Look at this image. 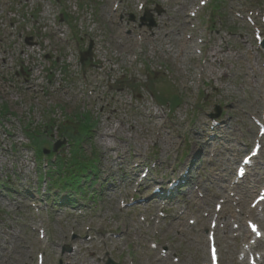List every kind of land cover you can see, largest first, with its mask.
I'll list each match as a JSON object with an SVG mask.
<instances>
[{"label": "rangeland", "instance_id": "obj_1", "mask_svg": "<svg viewBox=\"0 0 264 264\" xmlns=\"http://www.w3.org/2000/svg\"><path fill=\"white\" fill-rule=\"evenodd\" d=\"M157 6L165 13L150 33L138 14ZM62 12L75 26L58 20ZM263 39L264 0H0V264H210L212 232L221 264L264 257V210L254 212L260 241L252 218L235 215L226 228L264 183L253 177H264ZM88 40L93 57L82 74ZM78 123L79 133L94 124L82 145L97 159L96 178L80 183L82 194L48 191L51 168L28 130L49 125L41 146L65 140V158L60 131ZM257 142L253 175L237 183L236 167ZM135 163L149 169L145 185L186 163L198 170L164 203L130 186ZM221 190L236 202L216 198ZM69 193L73 206L61 202Z\"/></svg>", "mask_w": 264, "mask_h": 264}, {"label": "bare ground", "instance_id": "obj_2", "mask_svg": "<svg viewBox=\"0 0 264 264\" xmlns=\"http://www.w3.org/2000/svg\"><path fill=\"white\" fill-rule=\"evenodd\" d=\"M12 135V134H11ZM204 137H207V135H204ZM199 141H201V138L200 137H196ZM211 138V137H210ZM210 140H212V139H210ZM207 147H209V145L207 144L206 145ZM205 146V148H207ZM105 147H107L106 148V150H109L110 149V147H108L107 145H105ZM202 153V152H201ZM195 156H198V153H196L195 154ZM136 164V163H135ZM131 165H132V163H131ZM161 167H163L164 169L162 170V173H164L165 172V170L166 169H168V167L166 166V164H161ZM135 171H138V173H137V175L135 176L136 178H134L135 179V181L133 182V183H131V185L130 186H133V185H135V184H142V185H145V182L143 183V181H142V178H141V175H143V172H144V169H142L141 168V166L140 165H138V164H136L135 165V169H134ZM195 170H198V168H196V167H194L193 166V163H191V165L190 164H188L187 166H184V169L182 170V171H180V172H178V173H176V174H172V172L171 173H168L167 172V174H169V175H167V178L169 177V176H171V178L172 179H174L176 182H178V183H181V181H182V179L183 178H187V179H190V177H189V175L191 174V172H193V171H195ZM186 172H189V175L188 174H186ZM263 175V174H262ZM133 179V180H134ZM261 179H263V177H261ZM132 180V181H133ZM166 181L167 180H165V181H163V179L162 178H158L157 179V181L156 180H154V183H151V184H146L145 185V187H146V189L148 190V191H150V190H153L154 188H158L159 189V191H160V195H163V194H166V193H168L169 191H170V189L168 188V185L166 184ZM194 185H196V184H193V185H191V186H189L190 187V189L192 190L191 192H188L189 193V196H190V194H193V193H195L196 191H195V187H194ZM197 186V185H196ZM200 187V186H199ZM147 191V192H148ZM156 195V194H155ZM155 195H153V196H155ZM251 195V194H250ZM156 197V196H155ZM215 197L216 198H218V199H222V198H226L227 200H229V202L230 203H234V202H236V199H235V196H232V197H230V196H226L225 194H224V192L221 190V191H219V192H217V194H215ZM230 197V198H229ZM154 198V197H153ZM248 198H250V197H248ZM244 202L245 203H243V204H246L247 203V201L246 200H244ZM242 204V205H243ZM227 205H229L228 203L227 204H225V205H223L224 207H227ZM245 207H247V205H244V206H240L239 207V209H235L236 210V212H234V215H232V217H230L228 220H227V224H226V228H227V230H228V227H230V224H231V222H232V219H236V216L235 215H238V216H240V217H248V218H252V219H254V212H255V210H250V209H244ZM226 209V208H225ZM211 216H212V214H211ZM256 217V216H255ZM181 220H183L182 218H181ZM262 220V219H261ZM170 222H171V220H169ZM263 221V220H262ZM229 232V231H228ZM244 236V238L245 239H247V238H249V234H245V235H243Z\"/></svg>", "mask_w": 264, "mask_h": 264}, {"label": "trees", "instance_id": "obj_3", "mask_svg": "<svg viewBox=\"0 0 264 264\" xmlns=\"http://www.w3.org/2000/svg\"><path fill=\"white\" fill-rule=\"evenodd\" d=\"M78 127H73V129H68L66 128L64 133H66L67 131L69 132L68 135L70 137L71 140V144L73 146H75V149L73 150V158L72 159H62L59 158V162H57L58 167H60L61 171L63 172V174L66 173V177H71V180L74 182L73 184H77L79 182V175L81 174H85L89 169H91L92 165H90L89 162L85 161L84 158H82V149L79 146V142L82 140L83 136H86V134L89 132V129H84V131L80 132L77 131ZM40 154H42L41 151H39ZM81 159V160H80ZM78 173V174H75ZM69 179H62L59 182L61 183V185H67L68 181L72 182Z\"/></svg>", "mask_w": 264, "mask_h": 264}, {"label": "water", "instance_id": "obj_4", "mask_svg": "<svg viewBox=\"0 0 264 264\" xmlns=\"http://www.w3.org/2000/svg\"><path fill=\"white\" fill-rule=\"evenodd\" d=\"M263 47H264V43H263ZM87 56H91V52L90 51L82 55V61H84ZM59 146H60V144H57L55 146V148H54V151H57V149H58Z\"/></svg>", "mask_w": 264, "mask_h": 264}, {"label": "snow or ice", "instance_id": "obj_5", "mask_svg": "<svg viewBox=\"0 0 264 264\" xmlns=\"http://www.w3.org/2000/svg\"><path fill=\"white\" fill-rule=\"evenodd\" d=\"M245 162H247V161H245ZM214 258H215V256H214Z\"/></svg>", "mask_w": 264, "mask_h": 264}]
</instances>
